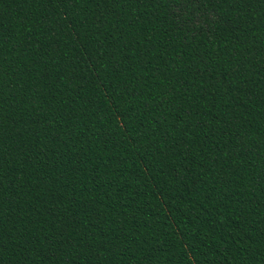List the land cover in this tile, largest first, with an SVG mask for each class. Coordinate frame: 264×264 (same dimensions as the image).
<instances>
[{
  "label": "trees",
  "instance_id": "16d2710c",
  "mask_svg": "<svg viewBox=\"0 0 264 264\" xmlns=\"http://www.w3.org/2000/svg\"><path fill=\"white\" fill-rule=\"evenodd\" d=\"M0 264H264V0H0Z\"/></svg>",
  "mask_w": 264,
  "mask_h": 264
}]
</instances>
